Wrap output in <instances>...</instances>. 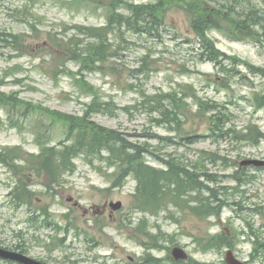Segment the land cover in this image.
I'll return each instance as SVG.
<instances>
[{
    "label": "rangeland",
    "instance_id": "rangeland-1",
    "mask_svg": "<svg viewBox=\"0 0 264 264\" xmlns=\"http://www.w3.org/2000/svg\"><path fill=\"white\" fill-rule=\"evenodd\" d=\"M67 1L0 0L1 31L21 35L26 43L20 52L0 45V90L16 93L47 113L81 117L92 96L83 93L75 80L80 70L76 63L67 60L66 68H62L64 72H51L53 63L49 54L55 50L49 47V35L67 40L77 34L75 26H106L110 2L85 0L82 6H70L65 4ZM117 1L122 2L117 12L125 17L133 18L124 7L127 3L160 5L164 17L152 35L125 26L110 36L119 52L108 62L115 73L93 72L87 74L84 83L98 90L105 101H114L120 110L116 116L94 115L92 122L125 134L133 143L149 144L158 159L173 157L198 167L197 161L203 153L226 159L217 164L205 163L209 174L218 179L216 183L209 184L205 178L199 181L213 188L224 206L218 216L207 219H199L187 208L174 205L158 216L144 214L132 208L137 188L133 178L127 179L121 188H112L113 170L99 172L96 170L99 163L92 166L80 157L75 161L76 171L65 174L59 187L50 185L46 178H33L34 182L41 181L32 186L35 199L40 201L34 202L32 209L17 207L10 196L17 178L0 164V248L20 247L26 255L49 264H153L152 260H157V264H172V251L176 247L187 253L185 264H227L228 250L242 262L262 264L264 167L240 164L246 160L264 161V141L252 145L232 138L217 140L209 134L195 108L183 124L186 136H197L193 138L194 144L177 139L179 144L175 145L152 139V136L175 139L176 133L156 126L145 101L159 92L191 86L202 101H214L224 107L230 118L228 128L242 132L253 124L264 133L263 72L252 73L244 64L231 60H220L219 65L207 58L202 60L204 50L190 29L188 18L176 8L166 18V0ZM252 3L264 11V0H252ZM207 35L225 55L264 70V43L232 41L220 30H211ZM223 69L226 71L222 72ZM188 102L193 105L191 99ZM18 116L12 122L0 109V149L21 147L37 154L40 151L37 135L46 126L38 119L24 121ZM67 131L55 124L46 140L56 146L66 139ZM147 161L162 166L151 156ZM119 201L123 209L113 219L91 211L102 208L106 202ZM41 208L48 215L41 216ZM49 223L51 226L47 227ZM222 233L231 238V247L202 251L195 242V237ZM151 237H157L156 244ZM0 264L15 263L0 260Z\"/></svg>",
    "mask_w": 264,
    "mask_h": 264
},
{
    "label": "trees",
    "instance_id": "trees-1",
    "mask_svg": "<svg viewBox=\"0 0 264 264\" xmlns=\"http://www.w3.org/2000/svg\"><path fill=\"white\" fill-rule=\"evenodd\" d=\"M84 2L85 0H68L65 4L82 6ZM109 2L107 7L110 15L106 26H75L74 30L77 34L67 40L63 37L49 35V47L55 50L49 54L53 63L51 72L53 74L59 70L64 72L62 68H66L67 60L80 67L79 72L75 74V80L83 93L92 96L84 115L79 117L47 113L40 107L25 102L16 93L6 94L0 90V109L7 113L12 122L19 115L18 117L24 121L38 119L40 124L46 126L45 130L37 135L36 142L40 149L37 154L29 153L21 147L0 149V164L11 170L17 178L16 186L10 195L12 201L17 207L28 206L32 209L33 203L40 201L35 199L36 194L32 186L41 182L33 180L46 178L50 185L59 187L65 174L76 171V159L84 157L89 165L94 166L99 163L100 166L96 169L99 172L103 173L104 169L107 173L113 170L112 174L110 173L112 188L123 187L129 178L136 181L137 188L132 205L134 210L158 216L162 212L169 211L170 206L174 205L187 208L199 219L218 216L224 206L223 201L214 194L213 188L199 181L205 178L209 184L216 183L218 179L209 174L205 163L208 161L217 164L225 162L226 159H222L218 154L203 153L197 161L200 167L194 163L186 165L184 160L173 157L168 160L158 159L149 144L133 143L125 134L103 128L92 122L94 115L116 116L120 110L114 101H105L98 90L84 83L87 74L93 72L109 70L115 73V69L110 67L108 62L119 52L110 36L115 35L125 26L128 30L152 35L155 27L161 24L164 17L160 5L135 6L127 3L124 7L131 12L133 16L131 19L117 12L118 5L122 4L121 1L109 0ZM174 8L186 15L190 29L200 39L204 50L202 60L207 58L218 65L220 60H231L235 64H244L252 73L260 71L264 74V70L248 62L240 61L237 57H229L216 49L215 44L207 35L211 30H220L232 41L262 45L264 43V11L255 6L252 0H166V18ZM1 44L19 52L26 46L23 36L0 29ZM225 71V69L222 70V72ZM78 76L80 78H77ZM188 99L192 100L193 105L188 102ZM145 103L157 127H165L168 131L176 133L175 139L160 136H152V139H160L175 145L179 144L177 139L180 142L194 144L193 138L197 136H186L183 124L185 118H188V113L195 108V113L203 118L202 121L206 124L209 134L217 140L232 138L236 142H247L252 145L264 141V133L256 125L251 124L242 132H237L232 127L228 128L230 118L228 113L224 112V107L214 101H202L191 86L179 87L178 90L168 93L159 92L150 95L146 97ZM42 118L50 121L44 123ZM55 124L67 128V137L58 145L51 146L46 136H50ZM40 137L45 141H39ZM148 156L153 157L162 166L151 165L147 161ZM40 214L43 217L48 215L43 208ZM46 226L50 227L51 223ZM151 238L156 244L157 237ZM195 242L202 251L220 250L232 246L231 238L226 233L195 237ZM12 251L26 253L20 247ZM150 263L157 264L158 262L152 260ZM171 263L185 264L172 261Z\"/></svg>",
    "mask_w": 264,
    "mask_h": 264
},
{
    "label": "water",
    "instance_id": "water-1",
    "mask_svg": "<svg viewBox=\"0 0 264 264\" xmlns=\"http://www.w3.org/2000/svg\"><path fill=\"white\" fill-rule=\"evenodd\" d=\"M241 167H248V166H254V167H264V161H259V160H246L243 161L241 164ZM110 207L113 211H120L123 208V203L121 201L116 202V203H111ZM172 256L175 261H187L188 260V255L187 253L179 248L176 247L172 251ZM0 259L3 261H9V262H14L18 264H44L40 261H37L35 259H32L31 257L14 252V251H9L5 250L3 248H0ZM225 261L227 264H245L244 262H241L238 260L233 251H227Z\"/></svg>",
    "mask_w": 264,
    "mask_h": 264
},
{
    "label": "flooded vegetation",
    "instance_id": "flooded-vegetation-1",
    "mask_svg": "<svg viewBox=\"0 0 264 264\" xmlns=\"http://www.w3.org/2000/svg\"><path fill=\"white\" fill-rule=\"evenodd\" d=\"M109 204H110L109 202H106L105 205H103L102 208H98L97 210L93 208V209H91V211H94V213H96V215H99V216H106V215H108L110 219H113L114 218V215L117 212L111 211V209L108 206ZM85 213L87 214L88 211L85 212ZM38 261H40V260H38ZM40 262H42L44 264H49V263H47L45 261H40ZM246 264H249V263L246 262Z\"/></svg>",
    "mask_w": 264,
    "mask_h": 264
}]
</instances>
